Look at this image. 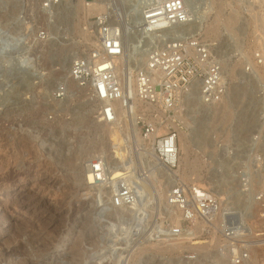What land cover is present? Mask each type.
I'll return each instance as SVG.
<instances>
[{
	"label": "rangeland",
	"instance_id": "obj_1",
	"mask_svg": "<svg viewBox=\"0 0 264 264\" xmlns=\"http://www.w3.org/2000/svg\"><path fill=\"white\" fill-rule=\"evenodd\" d=\"M79 1L48 10L41 0H0L3 30L10 33L22 28L25 36L19 54L9 57L6 51L0 55V205L9 206L7 214L0 206V253L23 243L29 254L25 256L43 264L65 262L63 257L73 250L90 256L82 264H123L124 259L128 264H213L210 257L219 253L220 236L206 232L203 226L200 231L197 225L178 229L181 218L173 221L164 206L166 184L159 181L158 171L154 181L149 178L155 184L146 183L152 192L149 201H153L149 216L134 220L125 232L97 205L107 199L101 188L88 191L78 180L75 167H83L89 157L104 155L111 164L119 160L130 164L127 158L143 143L130 111L105 123L98 114L101 103L70 76L74 58L93 45L83 30L98 14L77 7ZM195 1L196 14L202 10L201 2L209 0ZM213 1L221 21L204 33L215 44L228 76V97L219 103L231 107L225 114L214 113V109L209 114L210 104L191 99L193 95L183 98L179 157H185L181 136L187 133L193 161L188 170L182 160L179 169L185 171L180 169L183 176L187 174L185 179L189 175L214 192L224 208L245 207L252 194L239 190L237 162L253 171L257 165L249 160L264 158V0ZM61 86L65 92L58 97ZM248 101L250 111L244 116ZM257 136L261 144L255 147L252 141ZM139 156L146 168L154 167L145 160V152L139 150ZM254 184L253 193L264 184V177ZM251 209L248 222L253 232H264L258 206L253 204ZM195 242L206 247L197 250ZM252 245L249 264H264V246ZM230 261L234 264L232 257Z\"/></svg>",
	"mask_w": 264,
	"mask_h": 264
},
{
	"label": "built area",
	"instance_id": "obj_2",
	"mask_svg": "<svg viewBox=\"0 0 264 264\" xmlns=\"http://www.w3.org/2000/svg\"><path fill=\"white\" fill-rule=\"evenodd\" d=\"M41 1L49 10L73 0ZM122 2L125 17L120 13L117 0H108L106 10L88 21L89 32L97 43L74 58L70 76L88 90L93 100L105 102L98 111L102 121H115L116 109L112 103L117 100H123L124 107L132 114L133 99L130 94L125 97L129 81L118 72L117 59L127 42L136 38L140 56H144L133 69L136 99L144 106L136 117L143 143L141 149L136 148L127 158L131 162L128 167L125 161H118L121 175L116 183L110 179L112 161L104 155L98 156L90 164V184L101 187L102 196L108 189H116L115 206L135 202L137 186L147 183L149 170L141 164L139 150H142L146 153L145 160L159 171V181L169 184L168 205L181 215L178 229L201 223L206 232L220 236L218 252L230 253L235 263H241L249 257L252 244L264 246V232H252L248 237L242 231L249 228L253 204L258 206L264 222V184L252 191L256 179L264 177V158L258 156L249 160L257 165L253 171L245 169L242 161L237 162L239 190L244 195L252 194V200L245 207L225 208L214 192L181 175L178 159L179 112L183 98L197 92L205 104L221 101L229 91L223 60L215 52V44L202 31L179 29V25H187L192 20L187 0ZM64 92L65 87L61 86L57 96H63ZM259 140V136L255 137L252 146L261 144ZM245 219L247 222H243Z\"/></svg>",
	"mask_w": 264,
	"mask_h": 264
},
{
	"label": "bare ground",
	"instance_id": "obj_3",
	"mask_svg": "<svg viewBox=\"0 0 264 264\" xmlns=\"http://www.w3.org/2000/svg\"><path fill=\"white\" fill-rule=\"evenodd\" d=\"M100 1L101 2H87V0H80L78 5H77V7H81V8H83L84 10H86L88 12H98L97 15H100L107 8V2L105 1L103 3L102 1H104V0H100ZM212 1L210 2V0H209L208 2L206 1V3H202L201 2V4H202L201 9L202 10H200L201 11L200 13H196L197 14L196 15L195 14V9H194V5H195L196 1L194 0L195 3H193L191 0H187L188 6H189V8L191 10V18L190 19H192V20L187 25H184V24L179 25V29H181V30H191V31H202L203 34L205 35V33L207 31H211V30H214L215 28H217L218 24L221 21V13H220L219 10H217L215 8V6H214V2L215 1H213V2ZM72 2H74V0ZM62 5H65V3H62L61 6ZM117 5H118V8L120 10V13L125 17L126 16V11H125V7H124V4H123L122 0H119ZM58 6H60V5H58ZM196 8H197V6H196ZM198 8H200V5L198 6ZM212 13H214L215 15H214L213 20L211 21V23L208 24V22L210 21L208 19L210 18V15ZM86 23H87V21H86ZM88 24H89V22H88ZM226 24H227L228 27L230 26L229 23L226 22L225 25ZM0 30H1V33H0V55H1V53H4L6 51H10L9 57L11 55H12V57H14V55H16V53L19 54L20 53V49H19L20 45H22L23 44L22 42H24L23 40H25L24 39L25 36H24V32H23L22 28H18L16 30H14L13 32H10V33L7 32L6 33L5 32L6 30H3V27L0 24ZM88 31H89V27L87 26L85 28V30H83V34H84L85 39L88 40L93 45H96L97 41L90 38V36L88 34L89 33ZM205 37H206V35H205ZM22 47H24V46H22ZM16 48H18V49L12 53V51L14 49H16ZM140 52H141V50H140ZM260 55H261V53H260ZM143 58H144L143 55L140 56L139 46H138V42H137L136 38H132L125 45L123 54L117 59V70H118V72L120 73V75L122 77H125L129 81V83H128L129 91H127V90L125 91L126 92L125 93V97L127 98L128 95L130 94V96L133 99L132 108L134 110H133L132 115H130V116H132V119L134 118V120H136V117H137L138 113H140L139 111L141 109H143L144 106H143L142 102H139L136 99V89H135L134 74H133V68L132 67H134L135 65H137V66L140 65L141 60L142 61L144 60ZM135 59H137V60H135ZM252 69H253V74L255 75V77L259 78V74H258V71H257L258 69L256 68V66H253ZM192 95L194 97H190L191 99H195V100L197 99V100L201 101V98H200V96H199V94L197 92H193ZM235 95H237V94H235ZM227 97H228V94H227ZM238 99L241 100V96ZM99 102L100 101H98V103ZM219 102H217V103L215 102V104L213 103L214 106H212L213 104H210L212 107L211 106L209 107V110H210V111L208 110L209 114H212V110L213 109L215 110L213 112L214 113H218V114H220V113H222V114L224 113L225 114V112H229V108L231 106H229V104H227V102L226 103H219ZM100 103H101L100 104V107H101V105L103 103H105V102L102 101ZM137 104H140L141 108H139L137 106ZM112 105L116 109L115 121H116V117L125 116L126 115V111H130L129 109H126L124 107L123 100L114 101V103H112ZM250 107L251 106H250V103L248 101V103L245 105V107L242 110V113L244 114V116H246L247 112L250 111L249 110ZM105 123H113V122H105ZM186 134L183 133V136H181V137H183V140H184L183 144H184V147H185L184 148L185 152H183V153H185V157L184 158H180L179 156L178 157H179V163L181 164V162L183 160V162H185L184 163V165H185L184 167L187 166V169H188L189 167L191 168V164H192V161H193V160L191 161V159H190L191 158L190 157L191 145H189V143H188L189 141L191 142L192 140H190V135H186ZM134 135H136V134H134ZM179 136H180V132H179ZM137 138H138V136H137ZM139 140H140V138H139ZM142 140L143 139H141V141ZM96 158H97L96 156L89 157L85 161V165H83V167H78V166L75 167V173L78 176V180L82 181L81 184L88 191L93 190V189L95 190V189H100L101 188V187L100 188L96 187V185L90 184L91 181H89V177H88V174L90 172L89 171L90 164ZM129 165L130 164H128V163L125 164L126 167H128ZM224 165H226V164L225 163L220 164V166H224ZM181 167H183V165ZM181 170H183V169H181ZM181 170H180V172H181ZM193 170H194V168H193ZM157 171L158 170H157V168H155V166L147 171L148 172L147 173V181L148 182L153 183L152 181H154V179H155L154 176H155V173ZM120 175H121V172H120V168H119L118 164H115V163L111 164L110 165V176H112L110 178V179H112L111 182L116 183V181H117V179H118V177ZM181 175L183 176V172H181ZM185 176H183V177L185 178ZM149 178H151L152 181L151 180L149 181ZM187 178H188V180L196 182V180L191 178V177H189V175H188ZM153 184H155V183H153ZM5 188L7 189V186ZM149 189H150L149 185H146V184H144L143 186H142V184L137 186L138 197H137L136 201L133 202V203H130L128 205H122V206H115L114 203H113L114 202L113 194H114V191L116 189H114V190L113 189H108L105 192V195H106L107 199L98 201L97 205L101 206L102 210H105L104 215L108 216L113 221V223L117 224L118 225L117 229L120 230L121 232H123L125 227L131 225V223L134 222V220L136 222H140L141 220H145L147 218V216H149L148 212L151 209V204L153 203V201L151 202V199L149 201V195H150V193H152V192H150L151 189L150 190ZM155 189H157V188H155ZM168 189H169V184L167 182L166 183V190H165L166 191V193H165L166 196H165V199H164L163 203H165L164 206H166L165 208L168 211V213L170 214L171 219L173 221H176L177 219L179 220V218H181V215H180V213L177 210H175L174 208H172V207H170L168 205V201H167ZM7 191H10V190L7 189ZM219 191H220V189H219ZM98 193L99 192H97L95 195H97ZM150 198H151V196H150ZM0 206H1V210L3 211V213L7 214L9 206L5 205V204H1ZM99 209H100V207H98V211H99ZM243 222H247V221H243ZM196 225H197L196 226L197 230L200 231L199 229H201V227L203 225L201 223H198ZM248 227H249L248 229H242V231H244L247 236L249 235L248 237H251L250 235L252 234V232L254 230H253L252 226H248ZM126 231H127V229H126ZM124 232H125V230H124ZM40 244H43V243H40ZM195 246H196L197 250H201L202 248L206 247V245H204L203 242H195L193 247H195ZM26 248H27L26 244H23V243L22 244L20 243L17 246L4 248L2 250V252L0 253V263L7 262L9 264H43L42 261H40L38 258H34V260H31L30 258L25 256V254L29 255L27 253V249ZM88 256H89L88 253L83 255L79 251L73 250L72 252L67 253L63 257L65 262L57 261L56 264H82L84 262V260L86 258H88ZM251 256L249 255V257H251ZM231 257H232L231 255H227V254H221V253H216L215 254L214 253L212 255V257H210V258H212V261H214L213 264H222V263L223 264H231V261H230ZM249 263L250 262L247 259H245L241 263H235L234 262V264H249ZM123 264H128L125 259L123 261Z\"/></svg>",
	"mask_w": 264,
	"mask_h": 264
}]
</instances>
